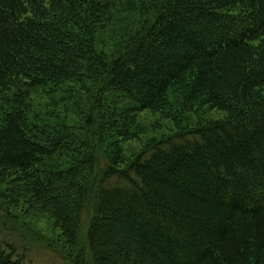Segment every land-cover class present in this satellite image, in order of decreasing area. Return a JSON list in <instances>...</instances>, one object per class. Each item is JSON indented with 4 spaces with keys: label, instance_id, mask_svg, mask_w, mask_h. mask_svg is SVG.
<instances>
[{
    "label": "trees",
    "instance_id": "1",
    "mask_svg": "<svg viewBox=\"0 0 264 264\" xmlns=\"http://www.w3.org/2000/svg\"><path fill=\"white\" fill-rule=\"evenodd\" d=\"M145 112L175 132L128 157ZM21 201L69 263L264 264V0H0V216Z\"/></svg>",
    "mask_w": 264,
    "mask_h": 264
},
{
    "label": "rangeland",
    "instance_id": "2",
    "mask_svg": "<svg viewBox=\"0 0 264 264\" xmlns=\"http://www.w3.org/2000/svg\"><path fill=\"white\" fill-rule=\"evenodd\" d=\"M202 113L203 118L207 121L223 117V113L215 110L205 109ZM186 119L185 122L191 125L196 121L192 115H188ZM185 122L180 123L183 125ZM174 132L175 124L169 118L145 112L140 117V127L135 138L123 143L125 155L128 157L136 155L147 142L171 135ZM8 190H10L9 187L3 184L1 191ZM12 202L16 203V201ZM10 212L15 219L0 216V243L14 245L23 243L26 248L21 246V249L24 250L30 264H73L68 261L67 250L62 248L60 231L47 214L31 210L22 201L17 205L13 204ZM48 248H54V250L51 251Z\"/></svg>",
    "mask_w": 264,
    "mask_h": 264
}]
</instances>
